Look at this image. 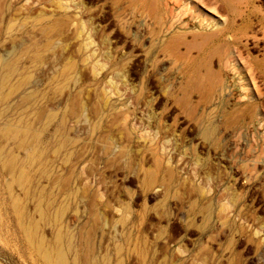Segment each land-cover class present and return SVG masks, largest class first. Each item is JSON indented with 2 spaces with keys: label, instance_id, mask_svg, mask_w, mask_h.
<instances>
[{
  "label": "rangeland",
  "instance_id": "rangeland-1",
  "mask_svg": "<svg viewBox=\"0 0 264 264\" xmlns=\"http://www.w3.org/2000/svg\"><path fill=\"white\" fill-rule=\"evenodd\" d=\"M14 52L0 264H264V0H0Z\"/></svg>",
  "mask_w": 264,
  "mask_h": 264
},
{
  "label": "bare ground",
  "instance_id": "bare-ground-1",
  "mask_svg": "<svg viewBox=\"0 0 264 264\" xmlns=\"http://www.w3.org/2000/svg\"><path fill=\"white\" fill-rule=\"evenodd\" d=\"M57 24H52L49 26V28L45 31V32H50L53 27H55ZM36 57V56H35ZM38 57V56H37ZM19 53L18 52H14L13 54H11V56H9L8 58H0V87H1V93H0V100H7V98L9 97V95H11L12 93H14L15 89L21 85L22 83L27 82L28 77L25 74V71H21V69L19 68ZM16 78V83H19L17 85V87H11V82L12 79ZM6 87H8L9 92L4 93L3 90L6 89ZM19 90V89H18ZM31 95V94H30ZM25 101V104L28 106V108H37V106H35V104H31L30 102V97H25L23 99ZM22 102V101H21ZM19 106V105H18ZM1 109V108H0ZM54 112L50 113L49 112V116L54 115ZM17 118V117H16ZM18 126L19 124L16 122L15 124H11V128H9V130L11 131V133H18ZM10 127V126H8ZM9 132V131H8ZM33 133V132H32ZM6 134V133H4ZM8 134V133H7ZM6 134V135H7ZM24 135V134H23ZM2 136V135H1ZM8 136V135H7ZM6 138V137H5ZM13 142V141H12ZM31 142V141H30ZM20 143V141L18 142V144ZM16 144V145H18ZM30 144V143H29ZM28 144V145H29ZM27 148H29L27 146ZM27 148L25 149V151L27 150ZM5 161V160H4ZM3 161V162H4ZM15 161V160H14ZM14 161L12 160V162L14 163ZM16 162V161H15ZM16 167V166H15ZM10 169V167H9ZM12 169V168H11ZM10 171V170H9ZM13 172V170H12ZM11 172V173H12ZM20 174V173H19ZM16 202V201H15ZM51 207V206H50ZM37 229V227H36ZM38 230V229H37ZM61 233H59L60 236ZM61 240V239H60ZM49 254V253H48ZM62 260V259H61Z\"/></svg>",
  "mask_w": 264,
  "mask_h": 264
},
{
  "label": "crops",
  "instance_id": "crops-1",
  "mask_svg": "<svg viewBox=\"0 0 264 264\" xmlns=\"http://www.w3.org/2000/svg\"><path fill=\"white\" fill-rule=\"evenodd\" d=\"M52 24H57L55 27H53V29L50 31V32H44L45 36H46V40L47 42L49 43V45L51 46L53 44V39H52V34L59 30L62 26V22L60 21H56V22H51V23H47L45 25V27L47 26H50ZM44 27V28H45ZM76 62L73 61V60H70L68 61L65 65H64V68L63 70L61 71L60 73V77L63 76L64 79H69L71 77V73L75 72L76 71ZM155 180V177H154V174L153 173H149L148 176H147V180H146V185H152V183L154 182ZM208 210V209H207Z\"/></svg>",
  "mask_w": 264,
  "mask_h": 264
}]
</instances>
